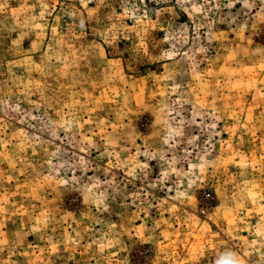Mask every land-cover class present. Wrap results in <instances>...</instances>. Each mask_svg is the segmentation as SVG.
Wrapping results in <instances>:
<instances>
[{
    "label": "rangeland",
    "instance_id": "obj_1",
    "mask_svg": "<svg viewBox=\"0 0 264 264\" xmlns=\"http://www.w3.org/2000/svg\"><path fill=\"white\" fill-rule=\"evenodd\" d=\"M0 264H264V0H0Z\"/></svg>",
    "mask_w": 264,
    "mask_h": 264
}]
</instances>
